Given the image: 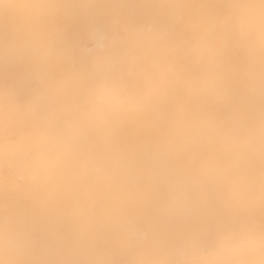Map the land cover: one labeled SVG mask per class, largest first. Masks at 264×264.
Wrapping results in <instances>:
<instances>
[{
  "label": "snow or ice",
  "instance_id": "snow-or-ice-1",
  "mask_svg": "<svg viewBox=\"0 0 264 264\" xmlns=\"http://www.w3.org/2000/svg\"><path fill=\"white\" fill-rule=\"evenodd\" d=\"M0 264H264V0H0Z\"/></svg>",
  "mask_w": 264,
  "mask_h": 264
}]
</instances>
